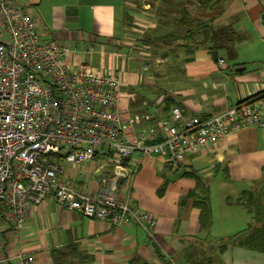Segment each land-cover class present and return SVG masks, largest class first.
Here are the masks:
<instances>
[{
  "label": "crops",
  "instance_id": "0c3cea01",
  "mask_svg": "<svg viewBox=\"0 0 264 264\" xmlns=\"http://www.w3.org/2000/svg\"><path fill=\"white\" fill-rule=\"evenodd\" d=\"M164 1L21 0L43 41L76 44L81 50L79 60L96 73L119 77L121 107L135 117L132 131L134 136L145 137L143 144L160 142V123L169 118L174 107L180 109L183 120H205L264 95V69L249 70L247 63L238 61L235 51L232 59L237 60L230 61L227 39L216 50L214 61L213 51L209 53L211 34L194 53L181 51L178 59L160 63L169 67L178 61L171 72L165 70L157 77L153 70H144L147 63L142 56L156 62L158 58L167 60V53L158 58L152 53L146 56L141 53L143 47L168 32L185 35L180 25H172L174 19L161 21L154 13ZM224 2L225 9L205 16L213 19L211 32L219 28H227V34L242 32L246 22L257 31L264 27L262 0ZM92 54L99 55L101 67L86 61ZM218 60H223V65ZM165 97H171L175 106L168 107ZM112 166L106 158L96 156L92 162L70 169V174L79 187L96 189L110 176ZM263 175L264 129L246 126L216 145L185 155L176 168L147 158L129 181L117 184L130 208L156 218L153 237L134 222L115 226L108 220L86 219L48 196L33 205L22 227L7 237L0 236V254L31 253L36 264H264V253L234 245L245 236L251 222L239 199L243 193L258 191ZM189 192L208 196L211 222L206 231L200 230L199 210Z\"/></svg>",
  "mask_w": 264,
  "mask_h": 264
},
{
  "label": "built area",
  "instance_id": "2783aa9c",
  "mask_svg": "<svg viewBox=\"0 0 264 264\" xmlns=\"http://www.w3.org/2000/svg\"><path fill=\"white\" fill-rule=\"evenodd\" d=\"M80 51L70 42L43 41L21 0H0V236L22 227L33 205L51 196L86 219L134 222L153 237L156 218L129 207L120 181H129L147 158L176 168L185 155L231 132L264 129L263 95L205 120H183L174 107L160 123V142L143 144L145 137L132 131L135 117L121 107L119 77L96 73L79 60ZM61 151L63 166L50 158ZM96 156L106 158L112 172L101 187L83 189L70 169ZM0 264H36V258L0 254Z\"/></svg>",
  "mask_w": 264,
  "mask_h": 264
},
{
  "label": "trees",
  "instance_id": "16d2710c",
  "mask_svg": "<svg viewBox=\"0 0 264 264\" xmlns=\"http://www.w3.org/2000/svg\"><path fill=\"white\" fill-rule=\"evenodd\" d=\"M167 4H172L170 5L171 7L177 6V3L174 0H168ZM200 4L201 7L198 8L200 12L199 15L197 17H192L186 8H182L183 2L179 1L178 5L181 6L179 13H182V19L179 21H174L178 22L180 27L185 31V35L178 36L177 34L168 32L164 35L158 36L156 40H153V42H149L152 48H154L152 50H155L154 52L152 51L153 57L158 58L164 52H167L173 58L178 59L181 51L187 55L194 53L197 50L199 44L204 45V42H206L210 36H212V47L210 48L209 53L219 49L220 45H222L224 40L227 39L228 34L226 33L225 28H219L218 30H212L211 32L210 22L212 23L213 19L211 20L205 17V13L214 11L218 8L217 6L219 1L200 0ZM184 5L185 7H188L187 2L184 3ZM180 39L184 41L182 45L178 44V40ZM188 43H191V45ZM162 47H164V49L167 51L161 52L160 49ZM164 101H166L168 107L175 106L171 97H165ZM245 102H249V100L243 101L241 103ZM65 156L66 152L61 151L58 154H51L50 158L54 163L63 166V160ZM188 196L193 199V206L199 210L200 230L206 231L209 228V224L211 222V209L207 194L189 192ZM239 202L251 216V222L247 231H245V236L234 245L248 251L264 253V175L259 190L243 193L239 199Z\"/></svg>",
  "mask_w": 264,
  "mask_h": 264
},
{
  "label": "rangeland",
  "instance_id": "374dc122",
  "mask_svg": "<svg viewBox=\"0 0 264 264\" xmlns=\"http://www.w3.org/2000/svg\"><path fill=\"white\" fill-rule=\"evenodd\" d=\"M177 3V6L175 7H171L170 5L167 4L168 0H165L163 4H159V6L157 7V11L154 12L156 13L157 16H159V20H163V18L167 17L170 18L172 21L174 20H178L179 18H181L182 14L179 13V10L181 9V6L178 5L179 1H182L185 3H188V7H185L188 10V13H192L194 16H198L199 12L196 10L201 7L200 4V0H174ZM191 1H196V3H193ZM225 0H219V2L221 3L220 7L218 6L217 8V12L225 9V7L227 6L226 2H224ZM226 4V5H225ZM192 5V6H191ZM174 8V9H173ZM262 14L264 15V0H262L261 2V16ZM205 15H207V13H205ZM156 16V17H157ZM240 17V16H239ZM158 18V17H157ZM238 18H236L237 20ZM168 20V19H167ZM233 22L235 21V19H232ZM262 21V20H261ZM174 23L176 24H172L174 27L179 28V24L177 21H174ZM245 23V22H244ZM227 27H230V25H227ZM245 27L246 30L245 31H239V32H234L232 29V31H229V34L227 35V41L228 43L225 44L226 45V52H229V60L230 61H235L237 59H232L234 56V52H237V54H239V58L238 61H243L245 63H247L248 65V69L251 70V67H257V69H264V27H260L259 30L257 31L256 29H254L252 27V25L250 23H245ZM227 29V28H225ZM230 29V28H229ZM145 39V38H144ZM151 46H146L143 47L141 50L143 54H146V56H150L147 54H151L152 51L154 52L155 50H152L154 48H150ZM161 52L163 51H167L166 49H160ZM178 52V50H177ZM225 51L221 50L220 53H224ZM167 53V52H165ZM179 53V52H178ZM225 54V53H224ZM142 58L144 59V62L147 63L146 67L144 70H153L157 75V77H159L158 75L163 74V72L167 73V70L169 69L171 72V69L174 68L176 65L178 66L179 62L174 61V63L169 66L166 67L164 65H161L162 62H164V64H169L172 62V56H170L169 53H167V60H162L160 61V59H156V62L150 60V57H144L142 56ZM232 59V60H231ZM86 61L90 62L94 67H101V61H100V57L98 54H92L90 56H88L86 58ZM161 63V64H160ZM173 66V67H172ZM175 69V68H174ZM257 74H260V71H257ZM143 75H141L140 77H142ZM179 79V78H178ZM143 80V77H142ZM160 82V81H159ZM161 84V83H159ZM68 165L64 166V170L67 172L68 170Z\"/></svg>",
  "mask_w": 264,
  "mask_h": 264
},
{
  "label": "water",
  "instance_id": "95a60500",
  "mask_svg": "<svg viewBox=\"0 0 264 264\" xmlns=\"http://www.w3.org/2000/svg\"><path fill=\"white\" fill-rule=\"evenodd\" d=\"M261 20H262V24H263V26H264V15L261 16ZM211 56H212V58H213L214 61L217 60V52H216V51H213V52L211 53ZM125 160H127V159H125Z\"/></svg>",
  "mask_w": 264,
  "mask_h": 264
}]
</instances>
